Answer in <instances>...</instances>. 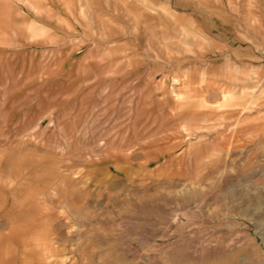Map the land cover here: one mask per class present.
Here are the masks:
<instances>
[{
    "label": "rangeland",
    "instance_id": "374dc122",
    "mask_svg": "<svg viewBox=\"0 0 264 264\" xmlns=\"http://www.w3.org/2000/svg\"><path fill=\"white\" fill-rule=\"evenodd\" d=\"M166 1L0 0V264H264V0Z\"/></svg>",
    "mask_w": 264,
    "mask_h": 264
},
{
    "label": "crops",
    "instance_id": "0c3cea01",
    "mask_svg": "<svg viewBox=\"0 0 264 264\" xmlns=\"http://www.w3.org/2000/svg\"><path fill=\"white\" fill-rule=\"evenodd\" d=\"M62 3H64V7L66 8V10L67 9H71V5H72V0H60ZM154 4H158V5H164V6H169V5H172V4H169L166 0H158V1H153V0H151ZM191 1V5L192 6H190L189 7V9H191V10H185V11H183V12H179V13H181V14H187V15H189L190 13H198L199 14V12L196 10V8L197 7H202V6H204L205 4H208L209 3V7H210V9H208V11H209V13L211 14V13H214V14H216V12H217V10L215 9L216 8V3H214V2H212V1H207V0H189V2ZM179 2V1H178ZM152 3V4H153ZM169 4V5H168ZM174 4V3H173ZM211 4L213 5L212 6V8H211ZM175 7L177 8V6L175 5ZM175 8V9H176ZM182 8H184L183 6H182ZM214 8V9H213ZM176 11L178 12L179 10L178 9H176ZM210 21L209 22H214V20H213V18L212 19H209ZM234 97V95H232L231 93H230V91L229 92H227V93H224V95H223V98H224V100L225 101H227V100H231L232 98ZM245 110V109H244Z\"/></svg>",
    "mask_w": 264,
    "mask_h": 264
},
{
    "label": "built area",
    "instance_id": "2783aa9c",
    "mask_svg": "<svg viewBox=\"0 0 264 264\" xmlns=\"http://www.w3.org/2000/svg\"><path fill=\"white\" fill-rule=\"evenodd\" d=\"M262 59H263V61H264V50H263V52H262Z\"/></svg>",
    "mask_w": 264,
    "mask_h": 264
}]
</instances>
